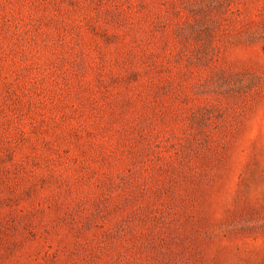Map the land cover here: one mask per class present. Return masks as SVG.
I'll list each match as a JSON object with an SVG mask.
<instances>
[{
    "label": "rangeland",
    "instance_id": "1",
    "mask_svg": "<svg viewBox=\"0 0 264 264\" xmlns=\"http://www.w3.org/2000/svg\"><path fill=\"white\" fill-rule=\"evenodd\" d=\"M0 264H264V0H0Z\"/></svg>",
    "mask_w": 264,
    "mask_h": 264
}]
</instances>
